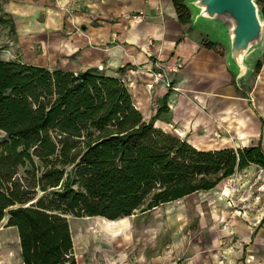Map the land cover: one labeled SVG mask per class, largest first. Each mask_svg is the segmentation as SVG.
Masks as SVG:
<instances>
[{"label": "trees", "instance_id": "obj_1", "mask_svg": "<svg viewBox=\"0 0 264 264\" xmlns=\"http://www.w3.org/2000/svg\"><path fill=\"white\" fill-rule=\"evenodd\" d=\"M185 1L173 5L190 24ZM256 2L264 18V0ZM167 110L146 121L125 81L95 68L0 60V225L8 218L17 230L22 264H77L67 217L117 222L264 169L261 145L201 152L156 128Z\"/></svg>", "mask_w": 264, "mask_h": 264}, {"label": "crops", "instance_id": "obj_2", "mask_svg": "<svg viewBox=\"0 0 264 264\" xmlns=\"http://www.w3.org/2000/svg\"><path fill=\"white\" fill-rule=\"evenodd\" d=\"M2 10L12 20L17 42L41 44V52L47 51L46 69L80 73L95 68L110 77H119L118 70L125 69L121 77L128 81L146 121L160 108L168 109L155 121L156 128L201 152L237 151L254 145H261L264 152V52L255 58L239 89L227 66V49L207 32L181 24L173 0H5ZM138 13L145 17L142 23L124 18ZM206 43L215 46L206 49ZM158 67L177 92L165 89L164 83L147 91L153 81L148 70ZM259 171L264 174V169L253 165L234 175L240 180L232 195L233 207L214 195L229 212L210 213L209 224L227 223L229 230L224 232L233 238L223 244L213 240L208 249L195 245L183 264H264V204L261 209L240 207L247 202L240 192L250 175ZM226 182L216 190H223ZM202 218L201 227L207 228V217ZM235 237L239 241L233 246ZM219 248V253L211 252ZM74 253L77 264H138L123 257L86 260L79 257L75 243Z\"/></svg>", "mask_w": 264, "mask_h": 264}, {"label": "rangeland", "instance_id": "obj_3", "mask_svg": "<svg viewBox=\"0 0 264 264\" xmlns=\"http://www.w3.org/2000/svg\"><path fill=\"white\" fill-rule=\"evenodd\" d=\"M4 4L5 0H0V60H19L32 66L46 68L43 66L49 62L47 51L41 52V44L30 43L27 46L24 42H17L11 30L12 20L3 13ZM121 79L126 81L125 77ZM125 83L130 89L128 81ZM130 91L132 93L131 89ZM132 95L134 98L133 93ZM3 138L4 135L0 134V141ZM25 170L28 169H21L20 175H23ZM248 181L249 183L246 182L248 185L240 192L247 202H243L240 207L251 205L261 209L264 204L263 172L259 171L258 175L254 172ZM246 188L249 189L248 194L244 193ZM221 192L222 190L215 189L207 193L194 194L149 213L138 211L129 219L125 218L115 225L102 218L67 217L74 237L73 244H76L77 250L81 253L79 257L86 260L95 258L101 262L107 261L106 259L117 261L123 257L137 261L138 264H183L188 254L193 252L195 245L208 249L213 240L218 239L223 244L225 240L230 241L233 238L232 234L228 236L224 232L226 230L220 225L221 221L209 224L210 213L229 212L214 196L221 197ZM41 196L42 194H39L38 197ZM204 216L207 217V228L201 227ZM248 217L247 223L251 227V218L249 215ZM7 220L8 218L0 225V264H22L17 230L6 228ZM238 241L239 238L235 237L232 245ZM211 252L219 253L220 248ZM220 259H223L222 254Z\"/></svg>", "mask_w": 264, "mask_h": 264}, {"label": "water", "instance_id": "obj_4", "mask_svg": "<svg viewBox=\"0 0 264 264\" xmlns=\"http://www.w3.org/2000/svg\"><path fill=\"white\" fill-rule=\"evenodd\" d=\"M185 6L190 24L227 49V66L240 89L264 52V18L256 0H186Z\"/></svg>", "mask_w": 264, "mask_h": 264}, {"label": "built area", "instance_id": "obj_5", "mask_svg": "<svg viewBox=\"0 0 264 264\" xmlns=\"http://www.w3.org/2000/svg\"><path fill=\"white\" fill-rule=\"evenodd\" d=\"M124 18L128 21H134L136 23H142L145 20V17L142 13L126 15ZM179 68H181V66H178L177 70ZM131 73L134 74V71H131ZM148 74L151 75L153 79L152 84H148L146 86L148 92H151L154 89L155 85H158L159 83H164L165 89L170 90L173 88L172 84L167 81V74L163 70H161V68L158 67L157 71H154V69H150L148 70ZM173 90L177 92V89L173 88ZM214 137L220 139L221 136L219 134H215ZM238 180L240 179L236 176H232L231 178H229L224 186V189L221 192V197L225 199L228 204V207L230 208L233 207L234 202L232 200V195L237 190ZM228 228V224L223 225V230H229Z\"/></svg>", "mask_w": 264, "mask_h": 264}, {"label": "bare ground", "instance_id": "obj_6", "mask_svg": "<svg viewBox=\"0 0 264 264\" xmlns=\"http://www.w3.org/2000/svg\"><path fill=\"white\" fill-rule=\"evenodd\" d=\"M109 223H111L112 225H113V224H114V225L116 224V222H109Z\"/></svg>", "mask_w": 264, "mask_h": 264}]
</instances>
